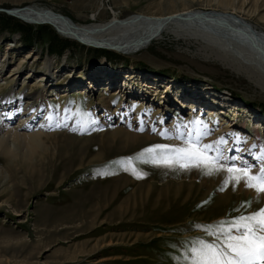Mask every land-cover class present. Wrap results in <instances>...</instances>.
Instances as JSON below:
<instances>
[{"label":"rangeland","instance_id":"1","mask_svg":"<svg viewBox=\"0 0 264 264\" xmlns=\"http://www.w3.org/2000/svg\"><path fill=\"white\" fill-rule=\"evenodd\" d=\"M217 2L0 0V97L14 87L7 77L16 66L18 80H25L22 92L34 82L26 72L32 69L38 78L52 62L60 66V74L54 82H43L44 94L56 113L64 108L71 123L67 131L59 123L58 137L41 140L32 152L23 141L7 140L13 155L0 154V264H188L190 249L199 241L219 242L210 235L216 231L212 226L264 207L237 193L243 180L226 185L225 171L206 175L202 168L165 167L146 162V157L137 159L156 145L184 146L174 145L164 134L130 150L102 148L104 131L93 126V121L116 125L113 116L124 113L117 100L110 103L112 116L96 105L105 93L132 106L125 124L141 121L152 135L166 128L180 130L185 137L192 122L202 128L210 120L216 126L217 118L208 119L210 110L229 129L227 143L220 147L231 164L236 147H245L250 139L254 143L255 132L264 146V90L231 62L218 59L198 40L172 34L130 55L88 47L61 37L48 24L25 23L1 11L35 5L75 23L97 24L114 14L125 18L208 10L233 14L264 30V0H230L228 6ZM164 94L177 102L161 100ZM8 124L17 127L19 122L11 118ZM203 140L215 144L219 139L205 135ZM242 158L235 161L237 167ZM128 159L140 178L131 168L125 170L121 162ZM251 165L256 174L261 165Z\"/></svg>","mask_w":264,"mask_h":264},{"label":"bare ground","instance_id":"2","mask_svg":"<svg viewBox=\"0 0 264 264\" xmlns=\"http://www.w3.org/2000/svg\"><path fill=\"white\" fill-rule=\"evenodd\" d=\"M217 3L221 6L231 5L230 0H218ZM14 17L29 24H48L61 37L85 46L113 50L125 55L142 50L152 40L161 38L163 34L192 38L200 41L202 46L213 52L218 59L231 62L232 66L234 65L235 69L248 76L256 87L264 90V30L257 29L252 24L244 22V20H239L233 14L208 10H186L166 16L135 14L125 18H119L114 14L107 22L80 24L71 21L51 8L33 5L17 8ZM7 49L11 48L8 47ZM29 55L28 57L36 56L35 54ZM35 59L38 61V58ZM18 67L19 65L16 66V69H13V72L11 70L7 77L10 80V84H13L14 87L10 88L8 96L0 97V154L4 157L13 155L9 148V143L7 144L8 139L13 142L23 141L32 152L37 146L39 147L41 140L58 137L55 131L59 128V123L64 125L66 131L71 125L67 120L64 108L61 107L56 113L53 110L52 103L46 100L44 94V84L49 81L54 82L52 79L57 74H60V66L54 67L52 62H48L47 67L44 68V71L42 70L43 74L38 78L32 69H29L26 72V78H29V82L33 80L34 82L32 86L26 85L22 92L19 89L25 84V80H18L21 76L16 74ZM30 68L32 67L30 66ZM53 69L56 71L53 72ZM94 80L93 82H95ZM65 85L69 86V83H65ZM33 87H38V89ZM40 88L41 91H39ZM127 88H124L123 92L130 91ZM160 99L177 102L173 96H166L165 94L160 96ZM115 100H117V106H122L121 108L124 110V113H120L118 117L113 116L118 120L116 125L115 123L114 125L109 123L105 125L99 122L93 123V126H98L102 129V132L104 131L105 135L100 139L102 148L119 147L123 150H130L150 143L162 133L174 145H184L181 140L187 139L188 132H191L193 138L197 133L202 134L201 144H211L203 140L205 135H210L211 140H213V137L215 139H225L228 135L229 129L225 126V120L210 110L208 111V119L217 118L216 126L211 125L212 121L210 120L202 128L195 126L192 122L185 137L180 130H168L166 128L152 135L149 131H145L141 121L134 119L135 125L125 124V120H129L132 106L127 102H121L115 94H100L96 105L102 107L105 113H108L107 116H112L109 113V107L110 103ZM140 107L141 105L139 104L137 108L139 109ZM211 114H214L215 117ZM222 116L225 117L226 115L222 113ZM11 118H17L19 122L17 127L9 126L8 120ZM22 118H26V120H21ZM50 119L53 122H49ZM37 120H41V122L38 123ZM33 123L34 127H30L29 124ZM211 130L212 134L209 132ZM253 142L250 139L249 142H246L245 147H236V157H245V159H241L242 166L245 164L251 165L252 162H259L261 166L264 164L262 162L264 160L259 159L261 155H264V146L261 143V137L258 132H255ZM236 144L238 143H233L234 146ZM239 161L240 159L237 162ZM255 171L256 169H252V174ZM237 193L244 199L252 198L253 204L260 203L264 205V193L257 194L254 189L245 187L244 181H242V186L238 188Z\"/></svg>","mask_w":264,"mask_h":264},{"label":"snow or ice","instance_id":"3","mask_svg":"<svg viewBox=\"0 0 264 264\" xmlns=\"http://www.w3.org/2000/svg\"><path fill=\"white\" fill-rule=\"evenodd\" d=\"M201 135L197 133L193 138L189 132L183 147L156 145L146 148L137 159L146 157V162L165 167L178 165L181 169L202 168L206 175L225 171L228 173L226 185L229 182L238 185L243 180L245 187L254 189L258 194L264 193V165L256 174H252L251 165L236 166L237 157H231L233 163L229 164V158L224 156L220 147L227 141L221 138L215 144H201ZM210 152L215 155H209ZM259 159L264 160V155ZM121 163L127 166L125 170L131 168L134 175L141 177V173L132 166L131 159ZM248 203L250 205L251 202ZM212 227L216 231L210 232V235L219 242L199 241L198 246L190 249L191 257L186 258L188 264H264V207L248 215L221 221ZM234 230L236 234H233Z\"/></svg>","mask_w":264,"mask_h":264},{"label":"water","instance_id":"4","mask_svg":"<svg viewBox=\"0 0 264 264\" xmlns=\"http://www.w3.org/2000/svg\"><path fill=\"white\" fill-rule=\"evenodd\" d=\"M17 10V8H12V9H1V11L5 12L6 14H10L12 16H15V11Z\"/></svg>","mask_w":264,"mask_h":264}]
</instances>
